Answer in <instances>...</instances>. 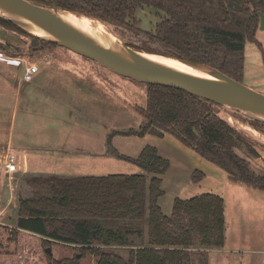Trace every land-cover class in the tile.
I'll use <instances>...</instances> for the list:
<instances>
[{"label":"trees","instance_id":"16d2710c","mask_svg":"<svg viewBox=\"0 0 264 264\" xmlns=\"http://www.w3.org/2000/svg\"><path fill=\"white\" fill-rule=\"evenodd\" d=\"M51 6L52 0H32ZM60 9L99 19L115 29H130L156 48L137 47L212 67L242 82L247 42L259 45L256 32L264 0H56ZM158 13L154 30L142 29L137 10ZM0 24L26 34L10 21ZM28 35V34H26ZM30 36V35H28ZM36 43L56 44L30 36ZM259 47H261L259 45ZM146 103L135 106L142 118L137 128L112 130L107 153L130 161L136 174L23 176L28 188L17 196L16 223H0V264H79L87 253L97 264H208L205 251L221 248L225 240V202L214 193L175 198L170 214L158 199L169 167L155 146L146 145L135 158L112 146L115 135L163 138L170 134L222 169L233 181L264 191V174L255 173L245 155L258 158L250 138L222 118L203 98L181 89L145 84ZM264 131V123L250 119ZM202 177L194 172L191 181ZM136 237V242L133 238ZM54 242L72 245L74 256L54 259ZM122 247L126 249L122 254ZM49 249V250H47Z\"/></svg>","mask_w":264,"mask_h":264},{"label":"rangeland","instance_id":"374dc122","mask_svg":"<svg viewBox=\"0 0 264 264\" xmlns=\"http://www.w3.org/2000/svg\"><path fill=\"white\" fill-rule=\"evenodd\" d=\"M136 18L142 29L152 31L158 13L144 7L137 10ZM106 27L119 37L121 43L134 49L157 47L134 30L115 29L108 24ZM256 39L261 47L254 42L245 44L246 76L241 83L263 93L264 29L258 28ZM0 56L24 57L39 67L33 81L24 83L23 64L12 65L0 60V160L7 149L12 151L17 156V172L20 174L64 172L65 176H86L141 172L134 163L110 153L99 160H84L81 151L107 148L106 138L112 130H126L140 125L142 118L136 113L135 106L146 103L144 83L122 77L65 47L35 44L30 36L1 24ZM30 88L33 90L30 91ZM89 98L92 101H88ZM215 109L222 118L246 134L255 149L261 152L264 172V131L251 125L246 117L252 118L240 111L225 106ZM17 131L28 133L30 139L20 144L23 141L16 140ZM8 143L10 147L6 148ZM111 143L120 154L133 158L146 145H152L161 157L168 160L169 167L161 176L164 194L158 199L164 214L170 213L175 198L189 199L201 193H214L224 199L227 251L220 252L219 248L206 250L208 264L219 261L225 264H239L241 261L264 264V250L256 251L258 247L264 249V191L229 179L222 169L167 133L163 138L151 134L142 137L115 135ZM61 151L66 157L61 156ZM51 153L54 155L50 156ZM76 158L81 159L80 163ZM194 172L202 174L196 183L191 181ZM14 173L10 176L0 170V223L11 227L16 223L18 205L17 196L12 195L24 193L28 188L23 176ZM130 238L139 243L136 237ZM72 248L59 242L50 246L52 257L57 260L74 256L78 251ZM120 250L125 255L126 249L122 247ZM97 260V257L87 253L79 264H97Z\"/></svg>","mask_w":264,"mask_h":264},{"label":"water","instance_id":"95a60500","mask_svg":"<svg viewBox=\"0 0 264 264\" xmlns=\"http://www.w3.org/2000/svg\"><path fill=\"white\" fill-rule=\"evenodd\" d=\"M0 8L13 14V17L0 14V18L10 21L26 34L65 47L122 77L144 84L178 88L216 105L240 111L252 119L264 123V94L212 67L164 55L201 68L213 77L212 79L203 78L173 70L141 57L138 54L140 50L134 49L128 44L122 43L123 51L107 49L61 20L54 13V10L60 9L56 0H52L51 6H45L32 0H0ZM18 16L27 19L54 38H45L29 32L21 26ZM259 16V29L263 30L264 13L259 12ZM103 24L105 23L103 22Z\"/></svg>","mask_w":264,"mask_h":264},{"label":"bare ground","instance_id":"6f19581e","mask_svg":"<svg viewBox=\"0 0 264 264\" xmlns=\"http://www.w3.org/2000/svg\"><path fill=\"white\" fill-rule=\"evenodd\" d=\"M54 13L65 23L72 26L79 32L83 33L93 42L111 50L123 51V45L119 37L110 31L103 22L100 20L87 16L85 14L68 11L65 9L54 10ZM0 14L6 17H13V14L0 8ZM21 22V26L29 32L39 35L45 38H54L51 34L45 32L35 24L31 23L27 19L18 16ZM138 54L148 60L156 62L160 65L166 66L173 70L190 74L193 76L212 79L207 72L201 68H197L171 57H167L161 54L140 50ZM253 129V128H252ZM256 132V131H255Z\"/></svg>","mask_w":264,"mask_h":264},{"label":"crops","instance_id":"0c3cea01","mask_svg":"<svg viewBox=\"0 0 264 264\" xmlns=\"http://www.w3.org/2000/svg\"><path fill=\"white\" fill-rule=\"evenodd\" d=\"M245 68H244V74H243V77H245L246 76V74H245ZM39 72V71H38ZM37 72V73H38ZM36 73V74H37ZM35 74V75H36ZM34 75V76H35ZM34 76H33V78H34ZM252 81H253V79H251ZM31 81H33V79L31 80ZM31 81H29V82H31ZM29 82H24V83H29ZM263 86H264V84H262ZM31 90H33V88H30V91ZM261 92H263L264 93V90L263 91H261ZM88 101H92V98L90 99H88ZM14 119L12 120V122H11V128L13 129V125H14ZM15 138H16V140H20V141H23L22 143H20V144H23L25 141H26V139L27 140H29L30 139V136H29V134L28 133H24V132H20V131H17V133H16V135H15ZM15 138H13V140L15 139ZM25 139V140H24ZM25 145H26V143H25ZM27 146H28V144H27ZM10 147V143H8L7 145H6V148H9ZM256 150H257V152H258V154H259V157L258 158H252V157H249V156H247V155H245V154H240V152L238 151V153L242 156V157H244V158H246L247 159V161L249 162V164H250V167H251V169L255 172V173H257V174H264V172H263V164H262V161H261V158H260V156H261V152L256 148ZM50 151V150H49ZM51 151H53V152H56V153H58L57 151H54L53 149H51ZM48 152V151H47ZM63 153L64 152H62L61 151V156L62 157H66V156H63ZM107 153V148L106 147H103V148H101V147H97V148H87V149H84V150H82L81 151V157H83L84 156V160L85 159H97V160H99V159H101L102 157H104L105 156V154ZM59 154V153H58ZM74 154V153H73ZM47 155H50V154H47ZM54 154L53 153H51V155L50 156H53ZM69 155H71V154H69ZM76 160H77V162H79L80 163V158H76ZM17 161H18V159H17ZM85 164V163H84ZM58 173H60L59 175H63V176H65V173L64 172H58ZM58 173H56V174H58ZM44 175H46V173L44 174ZM11 176V175H10ZM12 176H13V174H12ZM13 197H15V194L14 195H12ZM16 198V197H15ZM158 203H159V201H158ZM170 214V213H169ZM167 215V214H166ZM224 218H225V211H224ZM225 225H226V222H225ZM10 228H14V227H11L10 225H8ZM226 229H227V226H226ZM226 229H225V231H226ZM227 238L225 237V240H224V245H223V247H221V248H219L218 249V251H220V252H224V251H227L226 249H225V244H227ZM70 246H72V245H70ZM262 247H258V249H256V251H260V250H264V249H261ZM250 251H253V249H251ZM217 264H225L223 261H219ZM239 264H246V262L244 263V261H241Z\"/></svg>","mask_w":264,"mask_h":264},{"label":"built area","instance_id":"2783aa9c","mask_svg":"<svg viewBox=\"0 0 264 264\" xmlns=\"http://www.w3.org/2000/svg\"><path fill=\"white\" fill-rule=\"evenodd\" d=\"M0 60L7 62L12 65L23 64L24 71L22 74V79L24 82H29L33 79V76L39 71V67L36 63L26 60L24 57L20 58H8L5 56H0ZM2 159L0 160V170L3 174H12L17 172V156L9 149L6 150Z\"/></svg>","mask_w":264,"mask_h":264}]
</instances>
